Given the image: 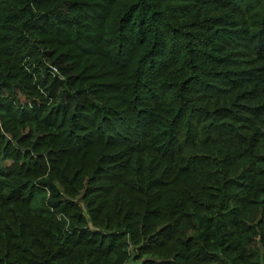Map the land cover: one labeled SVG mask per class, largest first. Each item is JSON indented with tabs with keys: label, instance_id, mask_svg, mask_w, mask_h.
<instances>
[{
	"label": "trees",
	"instance_id": "16d2710c",
	"mask_svg": "<svg viewBox=\"0 0 264 264\" xmlns=\"http://www.w3.org/2000/svg\"><path fill=\"white\" fill-rule=\"evenodd\" d=\"M0 264H264V0H0Z\"/></svg>",
	"mask_w": 264,
	"mask_h": 264
}]
</instances>
